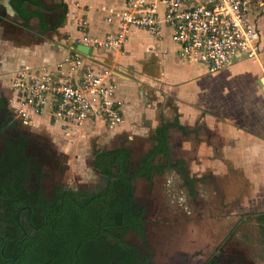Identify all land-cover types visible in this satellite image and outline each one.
<instances>
[{"label": "crops", "instance_id": "0c3cea01", "mask_svg": "<svg viewBox=\"0 0 264 264\" xmlns=\"http://www.w3.org/2000/svg\"><path fill=\"white\" fill-rule=\"evenodd\" d=\"M37 1L41 8H29L39 9L42 18L25 21L15 14L9 0L0 1V91L9 96L17 97L13 80L18 73L41 75L48 71L57 78L71 70L79 54L71 40L82 35L81 21L87 22L89 35L103 40L120 28V20L112 13L130 7L129 0ZM252 13L260 30V60L238 55L229 68L209 74L202 65L181 61L177 48L166 42L168 36L160 39L135 31L130 33L124 50L98 48L93 52L113 73L109 80L117 85L115 103L123 118L120 125L106 123L99 101L94 106L100 114L97 112L82 128L52 122L49 110L42 117H32V125L45 121L41 123L50 124L47 128L61 131L64 142L72 146L84 143L94 166V149H128L132 156V145L150 142L152 146L142 159L156 146L158 128L178 121L182 135L199 140L204 132L207 137L206 145L198 141L194 160H203V153L209 151V160L228 162L232 166V170L228 166L230 177H241L235 183L239 186L230 188L228 202L236 200L241 189L244 201L240 208L251 206L254 211H264V0H254ZM108 17H114L113 21ZM178 128L169 133L167 158H171L175 146L172 135ZM182 151L187 153V148ZM184 160L189 159L184 156ZM198 172L204 173L202 168ZM187 175L191 177L190 172ZM230 177L219 175L217 181L221 184L225 178L231 183ZM244 179L247 184L240 187Z\"/></svg>", "mask_w": 264, "mask_h": 264}, {"label": "rangeland", "instance_id": "374dc122", "mask_svg": "<svg viewBox=\"0 0 264 264\" xmlns=\"http://www.w3.org/2000/svg\"><path fill=\"white\" fill-rule=\"evenodd\" d=\"M166 39L171 47L177 48L170 38ZM77 56L82 61L84 70L77 67L75 71L70 70L66 75H82L88 68L95 72L99 68L107 69L104 68L106 65L100 63L99 58L93 54L88 56L79 52ZM75 61L76 59L73 62ZM85 61L89 64H85ZM43 72L42 76L48 75V71ZM22 75L26 73H18L13 84ZM61 78L67 77L59 76L52 80ZM2 95L16 109L13 118L20 126L22 134L30 139L28 150L35 144L38 149L43 150L46 157L41 159L44 172L41 175H31L28 181L29 188L41 190L55 202L59 199L60 190L94 193L103 190L106 181L93 166L88 146L84 143L81 146V142L74 146L64 142L61 131L47 128L50 124H45V121L36 122V126L23 125L20 121L23 116L20 113L19 96L15 97V94L9 96L5 91ZM50 115L52 117L51 111ZM37 116L42 117L43 114ZM52 119V122L57 121L63 125L62 120L58 121L55 117ZM27 127L30 129H26ZM178 131L179 128L172 135L175 146L171 158L165 157L161 160V163L166 165L164 174L155 176L154 182L144 179L135 182L137 201L146 208L148 247L151 251H148L145 245H141V241L134 233L130 232L127 240L139 245L142 254L146 255L147 252L153 254L155 264H206L209 261L218 264H229L234 261H241L242 264H264V225L257 221V216L264 211H254L255 208L251 206L240 208L244 201L241 189L236 195L237 199L228 202L230 188L232 190L233 187L239 186L235 183L241 177L237 175L230 177L229 171L232 170V166L228 162L209 160L212 157L209 151L203 153V160H194L197 156L198 141L207 144L204 132L200 135L202 138L195 140L193 135L186 137ZM8 138L11 137L6 136L3 142L5 143ZM4 143L1 142V145ZM151 146L150 142L147 145L139 143L132 145L133 155L130 162L132 167L138 165L143 153ZM183 148H187V153L182 151ZM38 151L36 150V153H39ZM184 156L189 160H184ZM182 168L191 173L193 193L182 175ZM200 168L204 173L198 172ZM219 175H228L231 183L228 180L226 182L228 178L224 176L226 179L222 178L223 181L219 184L217 181ZM246 181L242 180L240 187L247 184Z\"/></svg>", "mask_w": 264, "mask_h": 264}, {"label": "trees", "instance_id": "16d2710c", "mask_svg": "<svg viewBox=\"0 0 264 264\" xmlns=\"http://www.w3.org/2000/svg\"><path fill=\"white\" fill-rule=\"evenodd\" d=\"M9 3L24 21L42 18L39 9L29 8H41L37 0H9ZM178 127V121H174L158 128L156 146L135 167L131 166L128 149H94V167L106 181L104 189L96 193L60 190L55 205L49 207L45 199L39 204L42 212L36 209L22 180L13 183L12 178L9 183L0 179V264H109L116 259L118 249H136L127 236L131 232L145 242L146 231L145 207L135 198V182L138 179L152 182L155 176L164 174L166 165L161 160L170 150L169 133ZM181 171L191 189L193 182L184 168ZM257 221L264 225V213L257 216ZM60 223L65 225L60 227ZM52 226V234L65 243L54 245V252L42 251L41 244L45 241L40 236ZM36 230V237H31ZM56 246L61 248L58 252ZM122 260L128 264H151L148 257L138 253H126Z\"/></svg>", "mask_w": 264, "mask_h": 264}, {"label": "built area", "instance_id": "2783aa9c", "mask_svg": "<svg viewBox=\"0 0 264 264\" xmlns=\"http://www.w3.org/2000/svg\"><path fill=\"white\" fill-rule=\"evenodd\" d=\"M129 6L126 11L112 13L120 20L115 35L103 40L91 36L87 22L81 21L82 35L69 40L75 48L84 45L93 51H120L135 31H145L160 39L168 36L181 61L202 65L209 74L229 68L238 55L254 62L261 58L263 50L252 13L253 0H129ZM75 59L71 71L77 67L84 70L82 61ZM112 75L109 68H99L97 72L88 68L82 75L65 74L60 77L67 78L55 81L52 79L57 78L50 75H22L14 83L22 119L28 121L50 110L53 118L63 121L64 127L80 128L99 113L94 106L99 101L106 122L110 126L120 125L123 118L115 103L117 85L109 80Z\"/></svg>", "mask_w": 264, "mask_h": 264}, {"label": "flooded vegetation", "instance_id": "af4514ba", "mask_svg": "<svg viewBox=\"0 0 264 264\" xmlns=\"http://www.w3.org/2000/svg\"><path fill=\"white\" fill-rule=\"evenodd\" d=\"M0 20H2V17L0 16ZM3 93L0 91V148H1V154H0V179L1 180H8L10 183L11 179L14 178L13 183H17L18 181H23V186L29 190L28 194L32 195L33 203L36 205V209L40 210L42 212L41 206L39 204L45 199L50 206H53L56 204L54 200H51L48 195H45L41 192L39 189H31L28 186V181L31 177V175H41L42 172H44L45 169H43V162L41 159L45 158V155L43 153L42 149H38L35 144H32L33 148L31 150H28V146L30 139L27 135L22 134L20 126L17 124L16 119L14 117V112L16 109L9 104V102L6 100V98L2 95ZM15 121H14V120ZM32 118L28 121H25L24 119L20 120L23 125L25 126L32 125ZM30 129V127L26 128ZM26 131V130H25ZM9 136L11 138L6 139L5 143L3 142V139ZM1 142L4 143L1 145ZM36 150H39V153H36ZM39 160L40 162H38ZM52 161V160H51ZM187 173V171H186ZM39 177V176H38ZM40 179L42 177H39ZM136 190V187H135ZM37 192L41 193L39 196ZM74 190H63V193H72ZM62 202V200H61ZM222 208V206H220ZM146 213V208H145ZM145 218V217H144ZM45 223H48V216L44 220ZM64 223H60L59 226H64ZM53 226L50 228H47V232H45L40 238H43L45 243L41 244V250L44 249L48 250V252H54L53 246L56 244L64 245V239L60 238L57 235L52 234ZM145 231H146V238L145 242H142V240L135 235L140 241L141 245H145L147 250L151 251V249L148 247V236H147V229H146V221H145ZM35 234L31 237L35 238L37 235V230L33 231ZM31 237H26L30 239ZM127 239V238H126ZM33 240V239H32ZM128 241V240H127ZM130 244L134 245L136 249L134 250H120L118 249V254L116 259H114L109 264H128L125 261L122 260L124 257V254L126 253H138L139 255H143L144 257H148L150 259L151 264H155L153 254H150L147 252V254H142L140 246L134 243ZM61 249L59 246H56V251ZM65 255H62V258H65ZM241 261H234L229 264H242Z\"/></svg>", "mask_w": 264, "mask_h": 264}, {"label": "water", "instance_id": "95a60500", "mask_svg": "<svg viewBox=\"0 0 264 264\" xmlns=\"http://www.w3.org/2000/svg\"><path fill=\"white\" fill-rule=\"evenodd\" d=\"M76 51L81 52L85 55L91 56L93 54V49L89 46L79 45L76 47Z\"/></svg>", "mask_w": 264, "mask_h": 264}, {"label": "clouds", "instance_id": "9594fccd", "mask_svg": "<svg viewBox=\"0 0 264 264\" xmlns=\"http://www.w3.org/2000/svg\"><path fill=\"white\" fill-rule=\"evenodd\" d=\"M253 3H254V0H253ZM183 175V174H182ZM184 176V175H183ZM189 177V176H188ZM193 193V192H192Z\"/></svg>", "mask_w": 264, "mask_h": 264}]
</instances>
